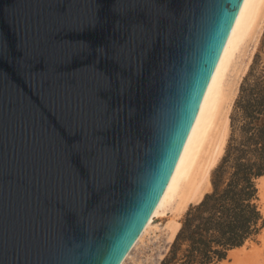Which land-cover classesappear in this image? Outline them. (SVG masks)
<instances>
[{
    "label": "water",
    "instance_id": "water-1",
    "mask_svg": "<svg viewBox=\"0 0 264 264\" xmlns=\"http://www.w3.org/2000/svg\"><path fill=\"white\" fill-rule=\"evenodd\" d=\"M241 2L0 0V264L120 263Z\"/></svg>",
    "mask_w": 264,
    "mask_h": 264
},
{
    "label": "trees",
    "instance_id": "trees-1",
    "mask_svg": "<svg viewBox=\"0 0 264 264\" xmlns=\"http://www.w3.org/2000/svg\"><path fill=\"white\" fill-rule=\"evenodd\" d=\"M264 33L229 113L223 153L210 171L209 191L181 218L159 264H218L264 227L256 179L264 175Z\"/></svg>",
    "mask_w": 264,
    "mask_h": 264
},
{
    "label": "bare ground",
    "instance_id": "bare-ground-1",
    "mask_svg": "<svg viewBox=\"0 0 264 264\" xmlns=\"http://www.w3.org/2000/svg\"><path fill=\"white\" fill-rule=\"evenodd\" d=\"M262 24L264 0H242L167 184L151 216L119 264H125L126 259L131 258L132 250L157 229L153 220L167 211L171 215L164 231L167 241L171 242L180 227L178 216L191 201H199L210 190L209 174L223 153L229 131V110L239 80L247 69V61L238 59L244 55L247 41L255 40L252 38L257 37ZM257 180L258 186L264 188V175ZM256 251L253 242L250 248L246 244L234 247L228 251L229 264H255ZM163 255L164 251L159 252L152 259L153 264H157ZM224 263L225 259L221 264Z\"/></svg>",
    "mask_w": 264,
    "mask_h": 264
},
{
    "label": "rangeland",
    "instance_id": "rangeland-1",
    "mask_svg": "<svg viewBox=\"0 0 264 264\" xmlns=\"http://www.w3.org/2000/svg\"><path fill=\"white\" fill-rule=\"evenodd\" d=\"M263 33H264V24H262L261 30L257 34V37L252 38L255 40L247 41L246 45L244 46L245 47L243 50L244 53H242L244 55L243 56L241 55V58L238 59V61H241L242 59H243V61H247V69H246L245 73L242 75L241 79L239 80V83L237 85V92H238L239 84H240L243 76L247 73V71L249 69V66L253 60L255 52L258 50V48L261 44ZM259 62L261 63L260 65L264 64V48H262L260 50ZM237 92H236V94H237ZM232 103H233V101H232ZM232 103H231V106H232ZM230 110H231V107H230ZM230 110H229V113H230ZM228 117H229V114H228ZM228 134H229V131H228ZM209 181H210V174H209ZM256 186L258 189L257 203H258L259 209L261 211V214L264 218V188L262 186L261 187L258 186V180L257 179H256ZM210 187H211V185H210ZM196 202L197 201H191L187 205L186 209L189 207L190 204H193ZM186 209H185V211H186ZM185 211H183L177 218L179 220L180 224H181V218H182ZM169 213L170 212L167 211L164 214V216L153 220V224H157V226H158L157 229L154 232H151L148 235H146L144 240L142 242H140L132 250L131 258H127L125 264H153L152 259H154V257H156L159 252L164 251V255L166 254V252H167V250H168V248L172 242V241L171 242L167 241L166 233H165L166 231H164L165 230V224L169 221V217L171 215V213L170 214ZM263 230H264V227L260 230V232L257 235L246 240V241H248V243H246V241L244 242V244H246L247 248L251 247L252 242H253V244H255V246H257V251H256L257 254L255 256L256 257L255 264H264V241H263L264 240V232H263ZM260 235H262V237H260ZM165 247H167V250H164ZM161 259H159L157 264H159ZM224 259H225L224 264H229L231 262V257L228 256V252H227ZM222 260L219 261L218 264H221Z\"/></svg>",
    "mask_w": 264,
    "mask_h": 264
}]
</instances>
